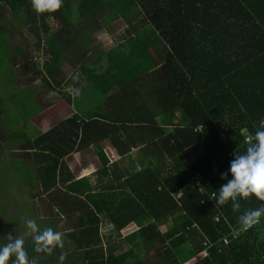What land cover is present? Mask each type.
Here are the masks:
<instances>
[{
  "label": "trees",
  "instance_id": "trees-1",
  "mask_svg": "<svg viewBox=\"0 0 264 264\" xmlns=\"http://www.w3.org/2000/svg\"><path fill=\"white\" fill-rule=\"evenodd\" d=\"M3 1L12 17L20 11L26 14L30 27L35 25L30 33L38 43L47 38L42 55L47 51L50 56L42 67L33 60L28 64L35 80L40 77L42 86L53 91L52 83L59 86V67L67 50L64 33L69 27L81 23L96 29L101 20L110 22L105 28L113 33L112 19L119 17L127 25L126 34L113 48L88 63L80 64L74 57L69 61L75 67L73 80L81 76L86 83L76 95H88L82 103L90 97L94 100L93 113L79 116L83 104L76 103L75 114L65 120L60 116L45 132L35 116L38 109L23 112L24 132L6 122L11 117L3 119L12 129V135L8 131L11 142L17 144L15 149L0 150L1 164L4 161L8 168L4 175L12 177L18 190L38 186L40 191L29 194L32 200L46 194L56 215L64 212L74 220L73 227L65 226L68 242L63 248L45 250L35 234L23 238L28 264H144L139 256L153 244L150 259H157V264H264V216L247 231L238 222L239 215L264 202L254 195L249 200L238 197L236 212L231 202L216 204L221 187L233 179L230 167L236 154H246L248 143L254 142L244 140L245 131L252 136L256 130L264 131V0H64L57 12L39 16L31 0ZM50 17L59 29L49 35ZM19 54L15 50L9 56L12 65ZM116 84L122 86L121 93L130 91L126 101L134 102L139 116L143 111L150 120L159 117L161 127L152 122L161 134L155 136L153 148L161 151L151 167L128 176L119 174L113 178L116 184L97 182L98 187L87 176L75 177L64 158L94 143L90 134L97 136L103 128L98 104ZM29 89L26 100L32 103L36 90ZM56 93L63 96L59 107L73 105L70 95ZM56 114L54 108L46 113L49 119ZM29 121L37 124L35 130ZM146 124L138 126L140 131L150 128ZM198 126L202 131L195 130ZM109 129L103 130L106 138ZM77 131H81L79 141ZM96 155L102 163L93 169L96 179H103L108 171L114 176L106 166L105 153ZM166 159L171 166L163 165ZM177 191L181 193L175 197ZM101 217L115 230L105 248L99 237ZM160 218L170 223L162 232L153 223ZM131 222L137 224V231L119 242L120 230ZM9 230L7 221L0 220V250L17 240ZM124 244L131 247L124 249ZM5 264H17L15 253Z\"/></svg>",
  "mask_w": 264,
  "mask_h": 264
},
{
  "label": "crops",
  "instance_id": "crops-1",
  "mask_svg": "<svg viewBox=\"0 0 264 264\" xmlns=\"http://www.w3.org/2000/svg\"><path fill=\"white\" fill-rule=\"evenodd\" d=\"M4 4L2 3V1L0 2V8L3 9ZM8 6V5H7ZM8 11H10L9 7H8ZM8 13L4 12L3 13V17L7 16ZM2 17V16H1ZM0 17V23L2 22V18ZM8 20L10 22L16 23L17 26L10 24L11 28L5 30L4 29V37H9V41H8V50H9V54L11 56V54L17 50L19 53L20 51L23 53L24 49L27 48V46L30 44V41L32 39H29V37L32 35L34 36L33 33H30V29H32V32L35 31V25L33 26V28H31V22H29L26 17V14H24L23 11H20L18 16L15 17H10L8 15ZM54 26L51 25V22ZM47 23L49 25L48 29H47V34H54L58 29L59 26L57 23H55L52 19V17L48 18ZM75 25V23H74ZM40 26H38V30H39V34H42L43 31H41V29L39 28ZM56 28V29H54ZM21 29V31H26L27 34L26 39L24 40L23 46L21 45H17V46H11V39L14 36H18V31ZM106 33L108 35L114 34L113 33H109L106 28H104ZM100 29L97 27L96 29H91L88 26H82V24L80 23V25L77 28H71L69 27L64 34L67 35L66 38V56H68V58L66 57L63 60V64L59 67V71L60 73H58V78H57V82L59 83L58 85H55V83H52L53 87H55V91L50 90V92H52L54 95H57L58 93H56L58 90V88H62L64 89L66 92H68L67 94L72 96V94L74 93H78L79 86H84L83 83V78L81 79V76L79 78V80H73V74L75 73V67L69 62L72 60V58L74 57L73 52H72V47L74 46V44H76V41H80L81 45L84 46V43L82 40L84 39H88L87 34L90 32L93 35H97V32ZM8 31V33H7ZM41 32V33H40ZM7 33V34H6ZM45 33V32H44ZM45 35V34H44ZM124 35L122 34L121 38ZM35 37V36H34ZM36 39V37L34 38ZM121 40V39H120ZM119 40V41H120ZM75 41V43H74ZM117 44V43H116ZM114 44V45H116ZM113 45V46H114ZM68 46V47H67ZM113 46L111 48H113ZM110 48V49H111ZM109 50V49H108ZM107 50H104V52H106ZM20 55V54H19ZM100 55V54H99ZM50 55H47V57ZM43 57V62L46 60V55H40V56H36V58H38L39 60H41V58ZM35 61V60H33ZM43 64V63H42ZM68 65V66H73L74 70L73 72H71L69 75H66L62 72V67ZM42 67V65H41ZM15 73H11V75H14ZM17 77V76H16ZM14 85L17 87L18 86V80L17 82H14ZM19 89H23V88H19ZM122 89V86H118L116 84L115 88L113 89V91H111L108 95H107V99L104 98L103 102L98 104L97 107V117H99L100 119V126H102V131H98L97 132V136L90 134L91 138L93 139V144H89L86 147L80 148L78 150H76L74 153H71L70 155H67L64 160L66 161L68 167L70 168V170L72 171V173L74 174L75 177L79 178L81 176H87L90 179V182L93 183V185L97 184V182H99V184H104V183H108L109 181L112 182L113 184L117 183V180L113 179L114 177L118 176L119 174H123L124 176H128L134 173H137L139 171H141V169L143 167L146 166H152L153 163H155V161H157L158 158V152L161 151L159 150V147H155L153 148L156 144V142L154 141L155 136L161 135L160 134V130L155 129L154 125L152 124L155 123L156 127H161L162 124L159 123V117H154L153 119L150 120V116L143 114V111H141V115L139 116L140 112L139 110L135 109V104L130 103L129 100L131 98L130 96V91H128L126 94L121 93L119 90ZM62 93V92H61ZM121 93V95H120ZM65 94V93H63ZM123 94V95H122ZM83 95L82 93H80L77 96ZM63 96H58V99L51 103L50 106H37L36 109L40 110L38 111L35 116L36 118H40L41 119V125L43 128H41V132H45L46 130L52 128L54 125H56L58 123V119L60 118V120H65L67 118H70L73 114L76 113L75 108L73 107L72 103L71 105H67L63 107L62 104L59 107V101H61V103L63 101V99H60ZM17 99V98H15ZM76 100H79L76 99ZM88 102V100L86 101V103ZM83 103H80V105ZM53 108L55 109V111L57 112V116H53L52 118H47L46 113L47 112H51L53 110ZM94 108H96L95 104L93 103V106H91V108H87V107H80V112H79V116L83 115V116H87L88 113H93L94 112ZM78 110V109H77ZM5 113V112H4ZM82 116V117H83ZM175 116V115H174ZM150 120V121H149ZM172 119H168L166 118V121H171ZM149 122V127L148 129H143L144 131H140V129L138 128V126H141L142 123L143 125H147L146 123ZM34 125V124H33ZM110 125H112V127H110ZM37 126V124L35 125ZM167 129H170L168 126H166ZM111 128V129H109ZM109 129V135L106 136L104 135V131ZM81 131H77L78 134V141L79 138L81 136ZM5 135V140L9 139L10 140V136L9 133L6 134V132L4 133ZM84 135H87V132L84 133ZM60 136V135H59ZM4 139V138H3ZM152 142H155L152 145ZM13 145H17L14 144V142H12ZM13 146V147H15ZM129 149V150H128ZM4 150V149H2ZM97 151H101L103 153H105L106 158H107V162H106V166L107 167H111L112 170L114 171V176H112L110 174V171H108V175H106L103 179L102 178H97L95 174H93V169L100 167V165L102 164L99 157H97L96 152ZM155 152V153H154ZM154 153V154H153ZM193 158V156H191ZM166 161V160H165ZM162 162L163 165L165 167H169L170 165V161L167 160V162ZM150 166V167H151ZM99 184L98 187H99ZM176 193H181V191H177ZM108 223L112 226V224L109 222L108 219H103L101 217V221L99 224V227L101 228V225ZM147 222H145L146 224ZM153 223H155L156 225V229L159 232L165 231L166 228L168 227L169 223V219L168 218H160L159 220H155L153 221ZM107 224V225H108ZM133 225L135 226V230L137 231L138 226L136 223L131 222L129 224H127L125 227H123L121 230H125L126 228H128V226ZM100 230L99 229V237H100V242H101V246L103 248H105L107 246V241H109L108 237H110V235H115V230H113V226L112 228L107 232V234H103V236H101L100 234ZM120 230V232H121ZM113 245V244H112ZM127 244H124V246H126ZM131 246V245H130ZM124 249H126L125 247H123ZM128 248V245H127ZM148 252V251H147ZM139 257L142 258V260L144 261V264H148V260L151 261L152 264H157V259H150V257H144L143 254H141Z\"/></svg>",
  "mask_w": 264,
  "mask_h": 264
},
{
  "label": "rangeland",
  "instance_id": "rangeland-1",
  "mask_svg": "<svg viewBox=\"0 0 264 264\" xmlns=\"http://www.w3.org/2000/svg\"><path fill=\"white\" fill-rule=\"evenodd\" d=\"M1 1L4 6L3 9L0 8V14L6 12L11 17V12L8 11V4L3 0ZM2 14L0 15V17L2 16ZM8 15L2 17V22L0 23V131H2V133L3 131H6L7 133L9 131V133L12 135V129L3 122V119L5 120L6 117H11L12 120L6 122H11L13 125L12 128L15 127V129H17L19 132H24L21 131V126H23L21 121L23 112H25L26 110H35L37 106H50L51 103L55 102L58 99V94L54 95L48 88L42 86L40 77L35 80L34 74H32L33 72L31 70V66L28 64L30 60H35L33 61V63L37 65L38 68H41L43 57L41 58V60H39L38 58H36V56L42 55V51H45L47 38H43L40 43H38V40L34 39L35 37L31 35L29 37V39H32L30 41V44L18 57L19 61L12 65V60L10 58L11 56L8 50L9 37H4V29H10V24H13L15 26L17 25L16 23L10 22L8 20ZM73 20L75 21V18ZM112 21L113 26L111 29L114 31V34L108 35L104 29L105 26L110 22L106 24L99 20L98 28L100 30L97 32V35H93L89 32L87 34L89 41L87 44L84 43V46L81 45L80 41H76V44H74V46L72 47V52L74 54V59L78 60L77 62H79L80 64L88 63V61H90V59H92L93 57L104 53V50H108L114 44L119 43L122 34H126L127 25L120 17L117 19L113 18ZM51 25L54 26L52 22ZM17 34L18 36H14L11 39V46H17L18 44L23 46L24 40L26 39L25 35L27 34V32L21 31L20 29ZM47 54L48 53L46 51V60L48 58ZM66 57L68 58V56ZM62 69V72L66 75H69L74 70L73 66L68 65L63 66ZM12 72L15 74L11 75ZM17 80L18 86L16 87L14 85V82H17ZM30 87H34V89L36 90L34 96H32V103L29 100H26V90L30 91ZM19 88L27 89L23 94H20L21 92H23V90ZM58 90H60L62 93H68L60 87L58 88ZM16 97L17 99H15ZM78 98L79 100L76 102V99ZM86 98H88L87 94H83L80 96H77L76 93L72 94L71 99L73 100V107H75L76 103H82V100ZM91 99L92 98L90 97L87 103L84 102L82 107L91 108L94 103V100ZM17 101H21V103H18ZM5 111L7 112L4 116ZM29 124L33 128L32 130H35V126L31 122ZM14 133L16 138L20 139L21 134L17 131H14ZM25 133L29 135L28 132ZM3 138L4 139H1L0 142V150H10L16 148L13 147L15 145H13V143L11 142L13 141L12 139L5 140V136H3ZM189 159L193 158L190 157ZM189 159L187 158L188 161H190ZM165 162H167V159ZM7 169L4 168V161H2L1 164L0 159V220L5 219L7 221L8 228L10 226L9 232L12 238L23 239L30 234H35V236L38 237L42 235L45 229L52 228L54 231H58L63 234V243L68 242L64 237V232L66 230L65 226L73 227L74 220H69L68 215L64 212L56 215L53 212L54 209H52V207L50 206V197H47L46 194L41 193L37 201H34V199L32 200L29 194L32 193L33 190L40 191V188L38 186H34L35 189H30L29 186H27L26 190H18L13 184L12 177L10 175H4V172ZM60 197L65 198V195L61 194ZM29 221H33L37 225V229L35 232H33V230L28 227ZM107 224L108 223L101 225V236H103L104 232L105 234H107V232L112 228L110 224ZM134 230L135 226L133 225L128 226V228H126L125 230H121V238H119V242H122V239L125 236L130 235ZM38 243L40 246L43 245L42 242ZM127 245L128 248L131 247L130 244ZM127 245L124 247L127 248ZM152 246L153 247L150 246L148 248V252L143 251L142 254L144 255V257L151 258L154 253L152 248H154L155 245L153 244ZM76 259L77 257L73 258V263Z\"/></svg>",
  "mask_w": 264,
  "mask_h": 264
},
{
  "label": "clouds",
  "instance_id": "clouds-1",
  "mask_svg": "<svg viewBox=\"0 0 264 264\" xmlns=\"http://www.w3.org/2000/svg\"><path fill=\"white\" fill-rule=\"evenodd\" d=\"M64 0H31V5L36 14L55 13L63 6ZM264 124V120L261 121ZM250 142L246 147V154H236L232 161L230 172L233 179L221 187L216 198L217 205H227L231 202L233 212L240 208L237 198L249 200L254 195L259 201L264 202V131L256 130L254 136L249 137ZM264 216V203L255 209L245 211L238 216V222L243 231H247L260 223ZM28 227L36 231L37 225L29 221ZM62 233L47 228L42 235L36 237L42 242L45 250L59 246L63 248ZM24 241L17 239L14 244H9L0 250V264H5L10 255L15 253L17 264H28L27 253L23 249Z\"/></svg>",
  "mask_w": 264,
  "mask_h": 264
},
{
  "label": "built area",
  "instance_id": "built-area-1",
  "mask_svg": "<svg viewBox=\"0 0 264 264\" xmlns=\"http://www.w3.org/2000/svg\"><path fill=\"white\" fill-rule=\"evenodd\" d=\"M202 129H203L202 126H198L197 128H195L196 131H202ZM250 135H251L250 133H248V132L245 131V139H244V140H245L246 142H249V141H250V140H249ZM251 136H252V135H251ZM194 181H195V184H198V183H199L198 180H197V174H196V176H195V180H194ZM178 195H179V193H175V197H177ZM217 217H218V216H215L214 219L217 220ZM262 260H264V256H263Z\"/></svg>",
  "mask_w": 264,
  "mask_h": 264
},
{
  "label": "flooded vegetation",
  "instance_id": "flooded-vegetation-1",
  "mask_svg": "<svg viewBox=\"0 0 264 264\" xmlns=\"http://www.w3.org/2000/svg\"><path fill=\"white\" fill-rule=\"evenodd\" d=\"M1 139H3V135H0V142H1Z\"/></svg>",
  "mask_w": 264,
  "mask_h": 264
}]
</instances>
